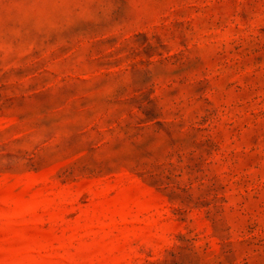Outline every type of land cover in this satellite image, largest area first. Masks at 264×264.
<instances>
[{"label": "rangeland", "instance_id": "obj_1", "mask_svg": "<svg viewBox=\"0 0 264 264\" xmlns=\"http://www.w3.org/2000/svg\"><path fill=\"white\" fill-rule=\"evenodd\" d=\"M0 264H264V0H0Z\"/></svg>", "mask_w": 264, "mask_h": 264}]
</instances>
